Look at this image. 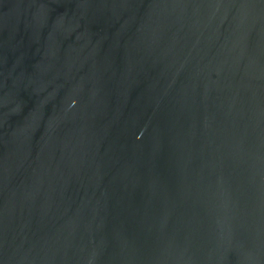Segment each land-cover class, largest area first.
Segmentation results:
<instances>
[{
	"label": "water",
	"instance_id": "obj_1",
	"mask_svg": "<svg viewBox=\"0 0 264 264\" xmlns=\"http://www.w3.org/2000/svg\"><path fill=\"white\" fill-rule=\"evenodd\" d=\"M0 264H264V0H0Z\"/></svg>",
	"mask_w": 264,
	"mask_h": 264
}]
</instances>
